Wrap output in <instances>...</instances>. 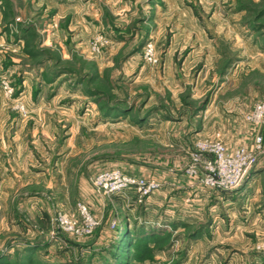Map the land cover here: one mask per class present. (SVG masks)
Segmentation results:
<instances>
[{
    "label": "rangeland",
    "instance_id": "1",
    "mask_svg": "<svg viewBox=\"0 0 264 264\" xmlns=\"http://www.w3.org/2000/svg\"><path fill=\"white\" fill-rule=\"evenodd\" d=\"M260 98L264 0H0V264H264V149L229 191L187 172L218 133L253 150ZM78 202L90 234L55 222Z\"/></svg>",
    "mask_w": 264,
    "mask_h": 264
},
{
    "label": "built area",
    "instance_id": "2",
    "mask_svg": "<svg viewBox=\"0 0 264 264\" xmlns=\"http://www.w3.org/2000/svg\"><path fill=\"white\" fill-rule=\"evenodd\" d=\"M152 43L146 46L149 60L156 61L152 53ZM247 123L264 127V98L258 99L250 112L245 115ZM264 149V135L260 130L254 133L253 150L245 145L230 149L221 133L214 138L201 139L196 144L193 160L187 172L200 177L205 187L218 191H229L236 188L247 172L257 161L258 152ZM94 184L105 192L115 193L135 188L145 194L159 184L153 179L123 173L119 169L104 170L95 178ZM77 209L80 221H76L66 213L55 215V222L60 229L76 233L90 234L99 226V220L91 213L85 202H78ZM116 226V222H112Z\"/></svg>",
    "mask_w": 264,
    "mask_h": 264
},
{
    "label": "trees",
    "instance_id": "3",
    "mask_svg": "<svg viewBox=\"0 0 264 264\" xmlns=\"http://www.w3.org/2000/svg\"><path fill=\"white\" fill-rule=\"evenodd\" d=\"M126 223V222H125ZM126 228V227H125ZM124 227L120 230V234L122 235V236H124V237H126L128 240H129V242H126V247L125 248H127V247H129V248H131V247H133L132 245H133V238L130 236V231H126L127 229H125ZM123 250H124V246H123Z\"/></svg>",
    "mask_w": 264,
    "mask_h": 264
}]
</instances>
